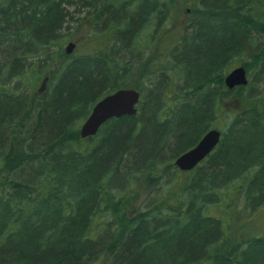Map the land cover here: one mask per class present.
I'll list each match as a JSON object with an SVG mask.
<instances>
[{"label":"trees","instance_id":"16d2710c","mask_svg":"<svg viewBox=\"0 0 264 264\" xmlns=\"http://www.w3.org/2000/svg\"><path fill=\"white\" fill-rule=\"evenodd\" d=\"M122 87L136 111L81 137ZM221 114L214 148L179 169ZM262 205L264 0H0V264H264Z\"/></svg>","mask_w":264,"mask_h":264},{"label":"water","instance_id":"95a60500","mask_svg":"<svg viewBox=\"0 0 264 264\" xmlns=\"http://www.w3.org/2000/svg\"><path fill=\"white\" fill-rule=\"evenodd\" d=\"M75 43L68 41L65 52L71 53ZM247 82L246 69L243 65L231 68L224 76L225 85L231 89ZM140 98L139 90L132 87L118 88L100 99L91 107L86 118L81 122L79 135L87 137L94 135L100 126L112 117L132 114L136 111V104ZM220 137V130L212 127L208 129L196 142L195 145L180 153L175 159L174 164L181 170L193 168L201 161L217 144ZM13 264H24L21 262ZM99 264H105L104 262Z\"/></svg>","mask_w":264,"mask_h":264},{"label":"rangeland","instance_id":"374dc122","mask_svg":"<svg viewBox=\"0 0 264 264\" xmlns=\"http://www.w3.org/2000/svg\"><path fill=\"white\" fill-rule=\"evenodd\" d=\"M185 5V4H184ZM183 5V6H184ZM183 6L180 7L181 10H178L173 16H170V18L166 21V23L164 24V26L162 27V30H161V36H159V32L160 30L158 29L157 30V36L160 38L158 40H163L164 42L168 41V39H174L176 38L178 35H179V27L180 25L186 21L187 19V12L185 9H183ZM187 7V5H186ZM82 36H80V34H78L76 36V38L72 39V41L79 45L80 41L82 40ZM162 41V42H163ZM66 43L68 42H65L64 44V48L66 46ZM82 44V43H80ZM76 47V45H75ZM74 47V48H75ZM65 51V50H64ZM249 57H241V58H236L234 59L233 61V66L235 65H238L241 63V61H248ZM241 65V64H240ZM232 66V67H233ZM47 81L45 82V84H43L41 81L38 83L37 85V91L39 90H45L46 86H47ZM230 118L229 115L227 114H221L215 121V127L219 129V126H224L226 124V121ZM254 215H255V221H260V220H263L264 219V205L260 206L255 212H254ZM101 262H104V259L101 258L100 260H98L96 262V264L98 263H101Z\"/></svg>","mask_w":264,"mask_h":264}]
</instances>
